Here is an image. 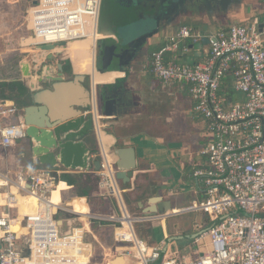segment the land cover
Instances as JSON below:
<instances>
[{
    "label": "built area",
    "instance_id": "obj_1",
    "mask_svg": "<svg viewBox=\"0 0 264 264\" xmlns=\"http://www.w3.org/2000/svg\"><path fill=\"white\" fill-rule=\"evenodd\" d=\"M101 0H37L27 12L25 21L33 49L40 46L68 45L71 42L97 40V22ZM208 44L202 61L180 63L176 54L189 52V44ZM171 54V56H168ZM149 72L163 86H186L193 102V112L205 122V145L200 154L204 165L192 176L200 180L204 198L177 212L204 214L209 227L196 239L199 255L167 258L160 246H150L136 234L135 223L119 198L126 219L115 233L117 242L129 244L127 255L139 264H264V33L258 22L218 29L208 35L183 26L170 41L153 52ZM92 84V106L83 115L90 117L93 131L99 136L100 122L95 115L99 102ZM243 99L233 102L232 94ZM27 138L23 112L14 102L0 99V147L7 149ZM100 184L107 181L118 190L111 157L103 149L98 155ZM0 188L6 190L8 202L0 213V264H82L79 260L85 242L80 227L69 236H61L60 214H79L65 204L53 205L52 193L59 183L56 172L22 167L16 173L0 174ZM33 196L36 212L26 215L30 230V246L13 230L16 217L12 215L16 195ZM113 189V188H112ZM89 219L101 218L93 215ZM64 219V218H63ZM80 231V237H74Z\"/></svg>",
    "mask_w": 264,
    "mask_h": 264
},
{
    "label": "crops",
    "instance_id": "obj_2",
    "mask_svg": "<svg viewBox=\"0 0 264 264\" xmlns=\"http://www.w3.org/2000/svg\"><path fill=\"white\" fill-rule=\"evenodd\" d=\"M34 1L0 0V34L7 26L4 24H12V29L0 35V83L21 82L28 94V103L24 107H34L31 116L45 127L54 126L55 123L51 124V122L57 119H66L78 114V109L74 105H83L85 100H90L88 92L90 89L92 90L93 83L96 85L95 95L98 100L102 95L110 96L116 100V104L110 116L105 113V102L95 104V115L104 118L100 122L103 130L99 136L91 130L93 124L91 119L83 115L85 111L89 110L88 105L82 110L85 121L81 122L77 131L74 132L76 133L74 138L77 140L73 141L83 142L84 148L89 153L90 170L74 171L61 164L54 167L41 165L31 154L28 147L29 138H26L7 149L0 147V174L8 173L12 176L22 167L55 171L59 187L52 193L51 202L53 205H59L61 201V204H65L68 209L79 214L78 227L84 233L85 242L91 245L92 258V245L100 253V264H116L117 260H121V264H139L127 255L129 244L117 242L115 239V233L122 223H118V221L124 217L126 219L120 205V196L129 217L137 220L142 219L136 222L141 225L135 223V227L139 230L136 234L140 235L150 246H160L164 242L161 257L166 248L164 255L167 258L185 257L187 261L196 258L199 255L196 240L191 241L187 237L205 231L210 222L202 213L177 211L194 202H200L204 198L201 181L192 176L196 168L204 165L205 159L200 154L204 146L201 143L202 148L199 150L193 147L188 137L190 133H194L192 128L182 120L179 121L175 118L176 115L172 109L177 106L176 100L179 95H187L190 101L191 111L188 116L186 115V119L192 121L202 119L193 112V102L188 88L179 84H174L172 89L164 88L160 80L149 72L148 64L151 54L166 45L170 38L183 26L195 28L208 35L218 29L258 22V25H263L261 32L264 33V0H176L173 2L176 6L170 14L166 17L162 15L160 21L154 19L151 23V29L155 32L144 46L143 52L145 54L141 63L133 60L129 69L121 67L119 70L106 71L102 74L97 72L95 68L97 40L94 44L93 66L80 56L84 47L82 45L80 50H76V60L79 61L77 72L79 73L77 74L73 70L77 76H81L82 80L71 83L72 72L71 74L68 73L65 82L69 81L71 84L61 94H54L49 89H43L44 92L40 93L31 92L27 86L31 77L23 78L20 74V63L17 64V57L24 55L26 50L33 49L30 48L29 44L25 46L21 43V40H25L23 33L28 32L24 26L26 21L24 23L21 17L25 8L34 4ZM110 6L116 14L127 13L126 9L117 1L112 0ZM145 14L141 19L147 18ZM136 16L134 15L132 19L123 17L122 22L126 25L117 32V38H119L120 33L127 32L137 23ZM18 22L22 25L20 28H18ZM103 37H111L114 40L112 35H103ZM118 40L114 41L118 42ZM86 41L71 42L65 50L71 51L70 48ZM201 45L202 47L198 49L189 44V52L178 51L177 60L180 63L189 64L202 61L204 50L207 48L206 45L202 43ZM37 51L40 53L31 52L22 58L27 62L31 74L41 70L42 74L46 76L58 75L60 59L55 57L54 61L46 62L48 57L58 52L56 46L47 51L41 48ZM137 64H141L139 71L134 68ZM99 88H102L103 93H99ZM37 94L38 103L34 99ZM24 107L21 108L22 111ZM168 107H171V111H167L166 108ZM170 112L171 115L168 114ZM88 122H90V126ZM158 127L162 131L159 135L150 133V128L157 129ZM204 135L205 132L199 134L202 140H204ZM143 138H148L152 142L151 145L149 146ZM167 142L170 144L169 148L166 147ZM103 149L110 155L111 164L114 166L112 170L115 173L117 170L115 165L120 166V169L131 166L130 154L126 152L127 150L134 152V167L131 170V178L127 181L116 180L118 192L113 185L110 186L109 178L106 177L107 181L99 183L97 194L87 198L77 197L75 188L59 178L66 174L97 176L94 163L99 161L98 155ZM0 184H2L1 180ZM5 192L4 188H0V204L8 202ZM11 194L16 195V198L13 197L11 201L16 202L14 207L18 210L15 216V232L28 247L31 244V233L26 225V215L35 213L37 205L35 200L29 196H21L17 192H11ZM155 197H159L163 202H170L172 210L163 214L145 215L147 208H157V204L152 202ZM22 204H32L33 210L26 211V206ZM99 204H105V207L102 208ZM92 205H96V209L107 214L105 216L97 214L99 212L91 210ZM4 211L5 209L0 206V213ZM89 215L101 219L91 221ZM67 217L68 214H62L60 218ZM80 233V231H75L74 237L79 238ZM172 237H184L185 239L171 241ZM89 257L90 246H84L79 261L82 264H87Z\"/></svg>",
    "mask_w": 264,
    "mask_h": 264
},
{
    "label": "water",
    "instance_id": "obj_3",
    "mask_svg": "<svg viewBox=\"0 0 264 264\" xmlns=\"http://www.w3.org/2000/svg\"><path fill=\"white\" fill-rule=\"evenodd\" d=\"M135 4L123 3L124 1H120L119 4L123 6L126 11V17L128 19H132L133 15L137 13L139 10L146 11L145 19L139 18L137 23L131 27L127 32H122L119 35V40L114 41L111 37H107L104 41V47L102 48V43H98L99 47V55L97 59V64L100 73L104 70H119L121 67L128 68L130 63L133 61L131 57V49L134 51L143 52L144 46L147 41L150 39L155 30H152L151 23L154 19L160 21L162 15L166 17L173 8L176 6V0H135ZM37 0L34 1V4ZM126 4V5H124ZM141 13V12H140ZM143 16V15H141ZM263 25H259L260 31L262 30ZM202 44L207 45V38H203ZM54 46H40L37 48H49ZM141 49V50H139ZM96 63V61H95ZM72 72V81L71 83H76L82 80L81 76H77L73 72V67L71 64H65L60 67L59 74L56 76H47L42 78H30L28 80L27 86L31 92H44L43 89L52 90L54 94H61L64 89L69 86L71 83L69 81L65 82L67 77ZM44 87V88H43ZM91 89L88 92L90 96V100L86 101L85 104H75L74 107L78 109V114L72 116L70 118L57 119L52 121L51 124H54L52 127H45L43 124L38 123L31 116V112L34 107H24L23 109V119L25 124L27 125V138H29V150L33 156L39 161L41 165H49L51 167L56 166L57 164H61L68 169H72L74 171H86L91 168V161L89 157L88 151L84 148L82 141H76L74 132L77 131L79 124L85 121V117L82 116V110L87 107L90 108L93 104L91 101ZM36 102L38 103V94L34 97ZM113 102L116 104V100H114L110 96L102 95L99 98V102ZM90 118V117H89ZM90 126V122H88ZM90 130V129H89ZM93 131V124L92 129ZM126 153L130 154L131 157V166L126 167V169H120V166L115 165L117 170L115 173V180H129L132 176V168L134 167V152L131 150H127ZM70 161H72L70 163ZM100 169V162L96 161L94 163V170L98 172ZM160 200V201H159ZM152 202L157 204V208H147L145 210V215H153V214H163L172 210L170 202H163L159 197H155L152 199ZM153 203V204H154ZM66 219V220H65ZM58 220V226L61 228L67 223L69 229L66 233L60 232L61 236H69L72 233V229L78 226L70 225L71 222L75 223V217L73 215H68L67 218ZM200 233H196L188 236L187 238L190 240H196L199 237ZM180 238V239H179ZM172 237L173 240H184V237ZM169 241V242H171ZM166 251V248H165ZM165 251L162 253L165 254ZM121 260H117L116 264H121Z\"/></svg>",
    "mask_w": 264,
    "mask_h": 264
},
{
    "label": "rangeland",
    "instance_id": "obj_4",
    "mask_svg": "<svg viewBox=\"0 0 264 264\" xmlns=\"http://www.w3.org/2000/svg\"><path fill=\"white\" fill-rule=\"evenodd\" d=\"M110 4H111V0H101L100 12H99V17H98V27H97L98 36H97L96 50H95V61H96L95 68H96V71L99 72V73H100V71H99V69H97L98 68L97 59H98V55H99L98 43H102L107 38V37H103V35H106V36L112 35L114 37V40L119 39V38H117L118 37V33L117 32L121 31L122 30L121 28L125 27V25H126V23L122 22V19H121V17H119V14L115 13V11L112 9ZM29 7L25 8V10L22 12V17L21 18L23 19L24 23H25V18H26V15H27ZM139 18H142L141 14H139L137 16V18H135V19H139ZM19 22L17 23L18 28H20V25H21V24H19ZM4 25H7V26H6L5 29H3L1 31V34H3L5 32H7L8 30L12 29V26H11L12 24L11 23H9V24L7 23V24H4ZM24 26H25V30H29L26 23H25ZM23 37L25 39L24 41L21 40V43L23 45L26 46V45L30 44L31 42H33L30 39V33L29 32L23 33ZM201 47H202L201 44H196L195 45V48L200 49ZM30 48H32V47H30ZM37 49L39 50V48L32 49V50L28 49V50H26L24 52V55L25 54H29L31 52H38ZM139 50H141V49H139ZM131 51H133V53L131 52V57H128V58L129 59L133 58L134 62L138 61L137 63H141V59H143L142 57L144 56L145 52L141 51V53L140 52L136 53V51H134L133 49H131ZM38 53H40V52H38ZM134 68L137 71L141 70V64L135 65ZM103 73H104V71L102 72V74ZM174 86L175 85L173 84V85H170V86H163V87L164 88L167 87L168 89L169 88L172 89V88H174ZM99 93H103L102 92V88H99ZM232 99H233V102L241 101L243 99V95L241 93H233L232 94ZM176 101H177V106H175V109H172L173 112H175V115H176L175 118L177 120H179V121L182 120L190 128H192V130H193L192 132H194V133L193 134L192 133L189 134V136H188L189 137V141L191 142L193 147H195V148H197V150H199V149L202 148V145L203 146L205 145V141H206L205 135H204V140H202L201 137L199 136L200 133L204 134V132H205L204 131V121H202V120H194V121H192L190 119L189 120L186 119V115L188 116L189 112L191 111V105H190V101L188 100L187 95H182V96L179 95V98ZM166 109H167V111L168 110L171 111V107H168ZM168 114L171 115V112L168 113ZM161 128L164 129L165 127H161ZM172 129L174 131V127ZM160 131H161V129H159V127L157 129L150 128V133H152L153 135H159ZM169 131H171V130H169ZM158 138H160V137H158ZM143 140L145 142H147L149 144V146L152 143L150 140H148V138H143ZM201 143H202V145H201ZM166 147H168V148L170 147L169 142L166 143ZM22 205L26 206V211L27 210H33L32 204H22ZM17 211H18L17 208L13 209L12 210V215L16 216ZM61 216H62V214H60L59 217H61ZM195 216H198V215H195ZM136 224L137 225H141L140 223L139 224L136 223ZM70 225L78 226L79 225L78 224V219L75 218V223L71 222ZM134 227H135V225H134ZM68 229H69V226L67 225V223H65V225L61 228L60 232L66 233ZM92 247H93V258L90 259V263L91 264H94V263L100 264V261H101L100 253L98 252V250H95V248H96L95 246L92 245ZM136 263H138V261H136Z\"/></svg>",
    "mask_w": 264,
    "mask_h": 264
},
{
    "label": "trees",
    "instance_id": "obj_5",
    "mask_svg": "<svg viewBox=\"0 0 264 264\" xmlns=\"http://www.w3.org/2000/svg\"><path fill=\"white\" fill-rule=\"evenodd\" d=\"M24 55L17 57V64L19 65ZM106 71H116L113 69L104 70ZM21 74V73H20ZM0 99L12 101L19 108H23L28 103V94L25 86L21 82H10V83H0ZM61 181L66 182L68 185L73 186L75 188L76 196L80 198H87L92 196L93 194H97L99 192V183L100 178L89 174H66L59 178ZM58 180V178H57ZM100 207H105V204H99ZM97 206L92 205L91 210L99 212L97 214H101L105 216L107 213L96 209ZM94 221V220H93ZM139 232L138 229H136ZM140 237V235H139ZM141 238V237H140Z\"/></svg>",
    "mask_w": 264,
    "mask_h": 264
},
{
    "label": "bare ground",
    "instance_id": "obj_6",
    "mask_svg": "<svg viewBox=\"0 0 264 264\" xmlns=\"http://www.w3.org/2000/svg\"><path fill=\"white\" fill-rule=\"evenodd\" d=\"M95 34H93V36L88 39L85 43H82V44H78V45H75V47L73 48H70V50H65V48L67 47V45H60V46H56V49H58V52L54 53L53 55H51L50 57H48L46 59V62L47 61H54L55 57H57L58 59H60L59 61L61 62V64H59L58 66V72H59V69L61 66H63L62 64H71L72 67H73V70L75 73H79L77 72L78 71V68L77 66L79 65V61L76 60V50H80L82 45H84L81 54L80 56H82L83 59L87 60L89 62V64H92L93 66V63H94V44H95ZM51 47L49 48H41L42 50L44 51H47L49 50ZM19 68L21 69V74H22V77L23 78H42V77H47L46 75H43L42 71L39 70L37 72H34V74L30 72L29 68H28V65H27V62L25 60H22L20 62V66ZM46 69V68H45ZM45 71V70H44ZM105 105V113L107 116H110L113 112V109H114V106H115V103L113 102H105L104 103ZM108 177V176H107ZM11 192L13 193H16L17 190L16 188L12 187L11 189ZM31 198H33L36 202V205H37V200L35 197L33 196H29ZM0 206H3V204H0ZM13 230L15 231V225L13 226Z\"/></svg>",
    "mask_w": 264,
    "mask_h": 264
},
{
    "label": "flooded vegetation",
    "instance_id": "obj_7",
    "mask_svg": "<svg viewBox=\"0 0 264 264\" xmlns=\"http://www.w3.org/2000/svg\"><path fill=\"white\" fill-rule=\"evenodd\" d=\"M111 1H112V0H111ZM115 1H117L118 3H119L120 1H124L123 3H126V2H127L128 4H135V2H136L135 0H114V2H115ZM124 5H126V4H124ZM122 7H123V6H122ZM145 10H147V9H145ZM145 10H140V11L138 10L137 13L134 14V15H135V16H136V15H139L140 12L142 13L141 15H143L144 13H146ZM126 14H127V13H124V14H122V15H119V17H121V19H123V17L126 18ZM134 15H133V16H134ZM136 17H137V16H136ZM144 18H145V17H144ZM101 46H102V48L104 47V41H103V43H102Z\"/></svg>",
    "mask_w": 264,
    "mask_h": 264
}]
</instances>
